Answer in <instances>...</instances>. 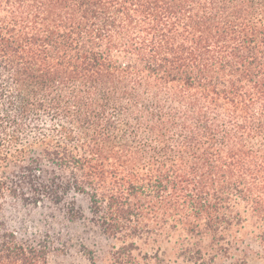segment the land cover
Returning <instances> with one entry per match:
<instances>
[{"label":"trees","instance_id":"trees-1","mask_svg":"<svg viewBox=\"0 0 264 264\" xmlns=\"http://www.w3.org/2000/svg\"><path fill=\"white\" fill-rule=\"evenodd\" d=\"M34 211L92 264L264 257V0H0V264H51Z\"/></svg>","mask_w":264,"mask_h":264},{"label":"rangeland","instance_id":"rangeland-1","mask_svg":"<svg viewBox=\"0 0 264 264\" xmlns=\"http://www.w3.org/2000/svg\"><path fill=\"white\" fill-rule=\"evenodd\" d=\"M78 199L80 204L87 207V199L83 196H79ZM41 213L40 211H34L32 213H24V215L21 214L18 217L15 216L12 219L13 223L7 220L13 227L28 235L48 234L51 237V241H54L55 250L57 249L50 257L51 264H92L88 263L87 259L84 258V249L81 245L82 239H84V225H73L62 217L51 218ZM249 234H242V238L246 240L245 250L248 253L242 254V258L237 263L242 261L244 264H264V257H260L262 252L259 241L250 238ZM91 242L93 241L91 240ZM108 243L107 241L102 243L103 250L107 248L106 245ZM232 262L230 259H221L217 264H233ZM98 264H102L101 261Z\"/></svg>","mask_w":264,"mask_h":264}]
</instances>
